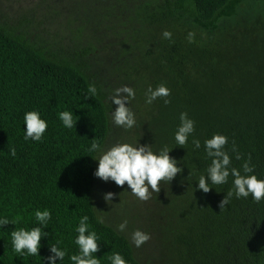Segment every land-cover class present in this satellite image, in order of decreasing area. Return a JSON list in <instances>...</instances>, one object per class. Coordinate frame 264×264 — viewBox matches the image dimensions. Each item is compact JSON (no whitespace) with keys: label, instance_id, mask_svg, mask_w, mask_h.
<instances>
[{"label":"trees","instance_id":"1","mask_svg":"<svg viewBox=\"0 0 264 264\" xmlns=\"http://www.w3.org/2000/svg\"><path fill=\"white\" fill-rule=\"evenodd\" d=\"M233 1L191 0L190 7L199 22L210 24ZM140 18L146 27L139 51L142 78L147 87L170 89L168 97L152 102L144 143L154 151L168 147L182 168L171 182L160 183L169 264H264V200L233 195L221 209L219 202L232 190L231 176L225 184H210L207 193L196 187L211 163L203 142L215 133L228 137L230 167L241 168L250 159L254 173L264 179V10L239 6L215 30L190 25L165 8L145 6ZM165 30L171 39L163 37ZM90 86L77 68L47 59L0 25V214L18 217L16 227H32L35 209L52 212L41 256L13 253L9 234L15 225L0 227V264H47L49 244L57 239L69 252L77 251L72 229L81 215L89 216L100 237L101 264H110L107 256L114 251L128 264H140L130 241L97 221L93 173L98 153L88 148L95 140L103 149L109 119ZM29 110L48 121L39 142L23 138ZM63 110L73 112L71 129L57 118ZM181 112L195 121L183 147L174 140ZM193 137L200 140L199 149ZM58 264H68L67 258Z\"/></svg>","mask_w":264,"mask_h":264},{"label":"rangeland","instance_id":"2","mask_svg":"<svg viewBox=\"0 0 264 264\" xmlns=\"http://www.w3.org/2000/svg\"><path fill=\"white\" fill-rule=\"evenodd\" d=\"M165 8L190 25L215 30L237 12V7L264 10V0H235L214 22H199L191 10V0H0V25L14 37L33 47L47 59L71 65L82 72L107 108L109 134L103 149L117 141L144 143L143 126L152 104L145 103L148 89L141 75L140 49L145 24L143 7ZM129 85L135 90L131 100L136 125L125 131L111 123V97L116 88ZM152 192L147 201L137 199L127 186L98 178L94 195L96 214L103 223L126 237L140 264H169L164 241L162 189ZM114 193L112 201L103 195ZM127 221L124 231L118 225ZM137 229L150 239L140 247L132 243Z\"/></svg>","mask_w":264,"mask_h":264},{"label":"clouds","instance_id":"3","mask_svg":"<svg viewBox=\"0 0 264 264\" xmlns=\"http://www.w3.org/2000/svg\"><path fill=\"white\" fill-rule=\"evenodd\" d=\"M165 39H171L172 33L165 30L162 33ZM192 33L188 34L191 41ZM89 93L95 94L96 89L90 86ZM135 90L129 85H123L116 88L111 97L112 105L116 107L111 112V123L125 131L132 129L136 125V115L131 107V100L135 99ZM170 89L160 84L155 88L148 87L145 93V103L152 104L159 97H168ZM164 103H168L167 100ZM57 118L64 128L71 129L76 123L73 112L63 110L57 113ZM180 123L174 132L176 145L184 146L189 136L195 132V121L191 119L186 112H181L179 116ZM23 138L24 140L41 141L48 128V121L42 118L38 110H29L23 116ZM228 143V137L215 133L203 142L206 156L211 158V163L207 166L205 173L201 174L196 181V187L204 193L211 189L210 184L220 185L228 182L229 176L232 177V190H229L224 199L219 202V207L228 203V198L235 195L236 198H248L251 196L253 201L259 203L264 200V179L258 178L254 173V165L250 159L245 160L241 168L230 167L232 157L225 150ZM192 144L195 148L201 147L199 139L193 137ZM11 155H15V149L9 150ZM90 153H98L94 160L98 165L93 175L104 182L112 181L118 186L127 183L132 195L141 201H147L152 192L160 191L159 184L162 181L171 182L182 168L178 166V161L169 155L168 147H161L153 150L152 144H141L140 142L132 143L128 141H117L110 147L101 149L98 142L93 140L88 148ZM236 154V159H240ZM114 193L107 192L103 199L107 202L112 201ZM35 226L16 227L19 224L18 217L9 218L7 215L0 214V227L5 225H15L10 232L11 250L18 256H41V241L49 237V222L52 219V212L48 208L40 210L35 209L33 212ZM99 223H103L102 218H97ZM127 221L118 225L120 231H124ZM76 235L72 243L76 246L77 251L69 252L67 247H62V241L57 239L55 243L49 244V255L47 264H58V261H64L67 258L68 264H101L103 256H98L100 251V237L92 224L89 222L88 215H81L78 223L72 229ZM150 239V235L139 229L132 233V243L140 247ZM110 264H128V261L120 252H112L107 256Z\"/></svg>","mask_w":264,"mask_h":264}]
</instances>
